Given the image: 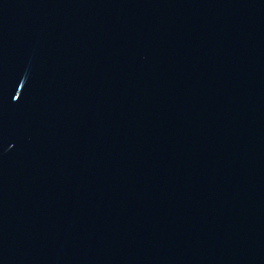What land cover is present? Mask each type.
Masks as SVG:
<instances>
[{
  "label": "water",
  "instance_id": "95a60500",
  "mask_svg": "<svg viewBox=\"0 0 264 264\" xmlns=\"http://www.w3.org/2000/svg\"><path fill=\"white\" fill-rule=\"evenodd\" d=\"M0 264H264V0H0Z\"/></svg>",
  "mask_w": 264,
  "mask_h": 264
}]
</instances>
